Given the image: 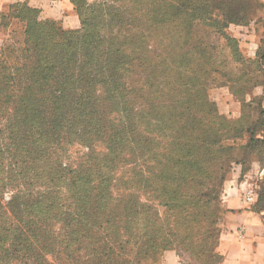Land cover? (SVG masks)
Returning a JSON list of instances; mask_svg holds the SVG:
<instances>
[{"label": "trees", "instance_id": "1", "mask_svg": "<svg viewBox=\"0 0 264 264\" xmlns=\"http://www.w3.org/2000/svg\"><path fill=\"white\" fill-rule=\"evenodd\" d=\"M71 1L75 29L26 4L10 10L26 39L20 66L0 73L10 108L0 127V264L61 254L76 264H156L168 249L188 264L191 225L221 264L217 205L226 172L240 165L245 175L256 151L264 163V104L247 123L245 99L239 114L221 113L208 86L230 71L200 26L215 9L245 22L244 0ZM121 5L126 31L116 28ZM227 27L213 30L232 44ZM73 144L88 148L75 166L64 164ZM261 187L258 212L264 177Z\"/></svg>", "mask_w": 264, "mask_h": 264}, {"label": "rangeland", "instance_id": "2", "mask_svg": "<svg viewBox=\"0 0 264 264\" xmlns=\"http://www.w3.org/2000/svg\"><path fill=\"white\" fill-rule=\"evenodd\" d=\"M93 1L95 0H89V2ZM241 6L244 7L246 13L245 22L240 24L230 22V20L226 18L227 12L225 10L215 9L213 12L214 21L202 24L200 26V31L202 33H207L209 31L205 37L210 43L216 44L217 48L215 51L217 56H219L218 62H222L223 60L226 65V70L230 71V74L227 76L215 73L213 77L210 78L208 93L211 100L215 101L219 110L223 103H229L232 99V97H230L231 95L235 98L237 104H241L238 98L247 100L244 105L247 123L254 118H257L259 112L258 106L260 103L264 104V89L261 86L262 84L260 85V83L264 81V0H244ZM121 7L122 12L126 10L124 5H121ZM14 16V12H10V15L5 17L2 21L3 23L0 25L2 30V35L0 36V62H3L0 64V73L3 72V74L4 72L7 73L11 68L19 67L24 59L23 47L25 46L26 39L25 23L22 19ZM121 18V20H118L120 21V24H117L116 28L119 31H126L128 29V23L130 22L128 12L125 11ZM218 24H228V27L225 30L227 34L234 37L236 42L228 44V41L225 40L224 36L218 35L216 31L213 30L214 26ZM58 25L64 27L61 22ZM202 35L204 36V34ZM235 43L241 54L239 58L235 56V53L232 50V46ZM229 85L234 87L236 94L231 92ZM2 105L3 104L0 103V127L7 120L8 112L10 110L7 105ZM254 108L258 109L254 110ZM232 118L235 119L234 117ZM101 148V145L97 146V149ZM87 151V146L73 144L70 147L68 154L64 157V164H70L73 166L77 165L85 158ZM251 156L250 161L246 163L247 167H245L247 170L245 171L246 174L243 176L251 178L253 188L257 193L262 188L264 163L261 164L258 161L260 154L257 151L252 153ZM254 163H257V165L255 166ZM239 166L240 165H234L232 170L226 172L227 180L232 176L234 168ZM223 193L224 190H222L221 193V201H218L219 203L217 205L221 209L223 205ZM11 194V192L4 193V202L10 198ZM219 213L220 211L218 214ZM191 226L193 227L192 231L194 235L190 248L194 251L192 253L191 251L187 252L191 253V255L186 253L185 262L188 264H214L219 260V257L211 258L207 251L208 247L203 245L205 243V234H201L202 232L196 233L197 230L195 227L193 225ZM203 230L204 228L201 229V231ZM216 245L217 242L215 247ZM90 248L91 246H88L87 250H90ZM48 259L50 260V264H76L67 257V254H61L58 258H52L49 256ZM97 262L87 259V261H83L81 264H105L103 262ZM18 263L19 262L16 261L14 264Z\"/></svg>", "mask_w": 264, "mask_h": 264}, {"label": "crops", "instance_id": "3", "mask_svg": "<svg viewBox=\"0 0 264 264\" xmlns=\"http://www.w3.org/2000/svg\"><path fill=\"white\" fill-rule=\"evenodd\" d=\"M19 4L38 9L43 19L59 20L68 29L80 26V18L71 0H0V25L10 15V10ZM230 97L232 99L229 103H223L220 111L237 115L240 104L232 95ZM252 187L251 178L242 176L241 166L234 168L232 176L225 183L222 197L225 210L216 245V250L222 255L221 264H264V212L256 211L254 202L247 200L246 193ZM156 264L182 262L175 249H168Z\"/></svg>", "mask_w": 264, "mask_h": 264}, {"label": "built area", "instance_id": "4", "mask_svg": "<svg viewBox=\"0 0 264 264\" xmlns=\"http://www.w3.org/2000/svg\"><path fill=\"white\" fill-rule=\"evenodd\" d=\"M246 197H247V200L249 202H255L256 201V198H257V193L255 191V189L252 187L250 188L247 193H246Z\"/></svg>", "mask_w": 264, "mask_h": 264}]
</instances>
